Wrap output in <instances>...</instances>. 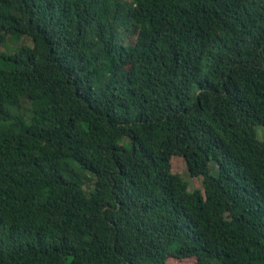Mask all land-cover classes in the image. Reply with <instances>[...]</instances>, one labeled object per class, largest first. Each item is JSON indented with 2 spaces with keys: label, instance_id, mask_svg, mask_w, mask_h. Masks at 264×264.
I'll list each match as a JSON object with an SVG mask.
<instances>
[{
  "label": "trees",
  "instance_id": "16d2710c",
  "mask_svg": "<svg viewBox=\"0 0 264 264\" xmlns=\"http://www.w3.org/2000/svg\"><path fill=\"white\" fill-rule=\"evenodd\" d=\"M256 125L264 0H0V264H264Z\"/></svg>",
  "mask_w": 264,
  "mask_h": 264
},
{
  "label": "rangeland",
  "instance_id": "374dc122",
  "mask_svg": "<svg viewBox=\"0 0 264 264\" xmlns=\"http://www.w3.org/2000/svg\"><path fill=\"white\" fill-rule=\"evenodd\" d=\"M256 130V136L258 139H262L264 137L263 128L261 125L255 126ZM185 180L188 182V188L189 190H192L194 188H201V177L200 176H190L185 171L182 173ZM167 264H192L193 258H187L184 260H177L175 258H168Z\"/></svg>",
  "mask_w": 264,
  "mask_h": 264
}]
</instances>
